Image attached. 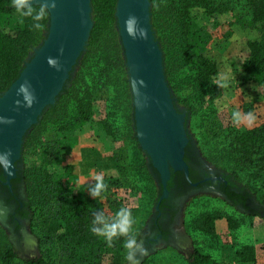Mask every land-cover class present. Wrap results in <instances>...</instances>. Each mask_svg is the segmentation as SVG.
<instances>
[{
  "label": "rangeland",
  "instance_id": "obj_1",
  "mask_svg": "<svg viewBox=\"0 0 264 264\" xmlns=\"http://www.w3.org/2000/svg\"><path fill=\"white\" fill-rule=\"evenodd\" d=\"M149 1L151 27L162 51L165 78L174 106L185 114L191 146L207 171L219 172L238 190L249 191L250 205L257 206L252 185L264 191V166L244 168L232 146L243 131L264 124V85L255 79L246 61L247 41L257 32L238 24L228 30L235 20L230 10L211 14L194 10L196 20L189 47L196 41L206 43V54L219 67L215 81L196 82L195 73L181 60L176 26L165 0ZM91 19L93 26L92 6ZM12 20L13 24L18 22L16 12ZM45 23L23 63L45 38L48 19ZM87 43L56 103L42 112L23 139L17 165L26 215L14 230L9 222L10 209L0 200V251L12 246L18 258L28 259L56 250L57 244L49 243L44 233L53 206H57L47 197L45 179H60L66 164L76 165L74 178L63 180L68 193L78 186L94 211L102 210L109 216L121 206L132 210L134 231L147 249L140 264H187L196 248L209 253L217 264H238L234 254L239 245L258 242L264 250V222L254 217L260 211L236 207L207 185L178 196L175 211L167 217L166 238L157 235L151 224L157 213L159 179L135 136L133 98L115 15L98 38L89 46ZM237 109L252 111L255 122L233 126L230 113ZM82 115H86L84 120ZM98 174L107 189L102 198L93 200L86 187ZM30 202L39 207L33 223ZM260 214L264 216V211ZM205 215H212V224L204 223ZM113 245L122 247V241ZM102 256V264H112L110 248L103 249Z\"/></svg>",
  "mask_w": 264,
  "mask_h": 264
},
{
  "label": "trees",
  "instance_id": "obj_2",
  "mask_svg": "<svg viewBox=\"0 0 264 264\" xmlns=\"http://www.w3.org/2000/svg\"><path fill=\"white\" fill-rule=\"evenodd\" d=\"M116 1L90 0L93 9V26L90 30L88 46L98 38L103 29L113 22ZM165 3L173 15L181 60L187 69H192L195 73L194 81L212 82L219 74L218 63L206 54L208 47L206 43L196 41L192 47H189L193 39L192 27L196 20L194 10L197 9L206 14L230 10L235 20L231 21L228 30L233 24H238L244 29H253L257 32L255 38L247 41L249 53L246 61L255 79L264 85V0H165ZM10 4L11 0H0V91L5 90L18 76L24 56L38 32L30 30L27 20L21 22L19 19L13 24L15 10ZM34 6L39 5L34 4ZM226 36L229 38V31ZM79 112L81 113V110ZM85 117L86 115H82L80 118L84 120ZM232 146L238 152L244 168L248 169L257 164L264 166V124L243 131L233 141ZM75 168L74 164H66L60 179L52 181L48 179L49 177L45 179L47 197L57 206H53L44 233L49 243L57 244L56 250L48 252V255H45L46 251H44L40 256L20 259L15 249L7 246L0 251V264H102L103 249L107 248L113 252L112 264H125L122 247L117 249L114 245L108 247L102 239L89 231V224L95 211L78 186L74 185L69 193L67 192L63 180L70 181L74 178ZM252 187H254L252 192L255 193L259 202L255 207L250 205L252 202L250 203L249 191L242 190L236 193L225 190L226 197L233 203L236 202L235 199L242 200L244 209H258L260 212L256 211L254 214L264 217L260 214L264 211V191H260L253 185ZM28 206L31 212V223H33L39 207L32 202ZM203 221L205 224H212V215H205ZM235 254L240 264H257L255 248L252 244L239 245L236 247ZM187 264L217 263L209 253L196 248L189 255Z\"/></svg>",
  "mask_w": 264,
  "mask_h": 264
},
{
  "label": "water",
  "instance_id": "obj_3",
  "mask_svg": "<svg viewBox=\"0 0 264 264\" xmlns=\"http://www.w3.org/2000/svg\"><path fill=\"white\" fill-rule=\"evenodd\" d=\"M44 2L33 0L38 5ZM130 16L144 29V38L133 39L125 31V21ZM115 17L133 98L135 136L165 187L170 169H183L187 174L183 159L188 142L185 114L174 106L165 78L162 51L150 22V1L117 0ZM91 27L90 0H56L55 9L50 10L45 38L24 61L18 76L0 92V117L14 121L0 123V153L11 151L10 160L14 162L11 175L4 173L7 182L16 174L26 133L42 112L55 103L85 49ZM49 57L58 59L59 70L49 67ZM24 81L31 84L36 100L30 108H17L14 101L20 97L16 90ZM133 82L138 85L143 82V86L134 89ZM166 193L164 188L162 196Z\"/></svg>",
  "mask_w": 264,
  "mask_h": 264
},
{
  "label": "clouds",
  "instance_id": "obj_4",
  "mask_svg": "<svg viewBox=\"0 0 264 264\" xmlns=\"http://www.w3.org/2000/svg\"><path fill=\"white\" fill-rule=\"evenodd\" d=\"M10 6L18 14L21 22L27 20L29 28L32 31H41L46 26L50 10L56 7V0H45L44 3L34 6L33 0H11ZM125 31L133 39L144 38L146 33L143 28L138 27V21L134 16H130L125 21ZM49 67L59 70V61L56 58H47ZM143 86V82H133L132 87L138 89ZM16 94L20 99L14 101L17 108H30L36 100L32 91L31 84L24 81L19 85ZM256 120V116L252 111L242 112L241 110H233L230 113V121L233 126H251ZM0 123L12 124L14 121L0 117ZM11 151L0 153V176L3 173L11 175L10 169L14 168V162L10 160ZM107 185L101 175L93 177V182L86 187L89 197L93 200L102 198L106 191ZM136 221L133 217L132 210L126 206L119 207L116 212L109 216L104 211L97 210L93 213L89 231L96 237L102 239L108 247H111L115 241H122V248L125 251V264H140V258L146 253L147 249L138 239V235L134 231Z\"/></svg>",
  "mask_w": 264,
  "mask_h": 264
},
{
  "label": "flooded vegetation",
  "instance_id": "obj_5",
  "mask_svg": "<svg viewBox=\"0 0 264 264\" xmlns=\"http://www.w3.org/2000/svg\"><path fill=\"white\" fill-rule=\"evenodd\" d=\"M183 159L187 165V174L183 169H170V175L165 187H163L159 181L160 194L156 201L157 213L151 225L153 228L157 229V235L162 239H165L167 236V231L169 230L166 227L167 217L172 215L175 211V200L178 196H182V194L187 195L190 189L200 188L206 185L214 187L225 197V190L234 191L236 193L241 192V190H238L235 184L226 176L221 175L219 172L211 173L203 167L193 147L191 146L189 139L184 148ZM155 172L157 173L156 170ZM20 181V171L17 163L16 174L14 177L9 179V182H7L6 175L4 173L0 176V200L10 209L9 222L10 226L14 230L20 225V221L23 220L26 215L24 214V203L19 194ZM164 188L167 193L165 196H162ZM228 200L232 205L244 209V202L242 200L235 199V203H233L230 199Z\"/></svg>",
  "mask_w": 264,
  "mask_h": 264
},
{
  "label": "crops",
  "instance_id": "obj_6",
  "mask_svg": "<svg viewBox=\"0 0 264 264\" xmlns=\"http://www.w3.org/2000/svg\"><path fill=\"white\" fill-rule=\"evenodd\" d=\"M254 217L258 218L259 220L264 222V217L258 216V215L254 216ZM257 244H258V242H256V243L254 242V245L252 244L254 246V248H255L257 264H264V250H263V246L259 247ZM234 257H237V255L234 254ZM237 262H238V264H240L239 260H238V257H237Z\"/></svg>",
  "mask_w": 264,
  "mask_h": 264
}]
</instances>
